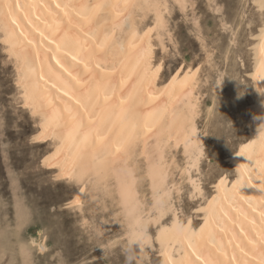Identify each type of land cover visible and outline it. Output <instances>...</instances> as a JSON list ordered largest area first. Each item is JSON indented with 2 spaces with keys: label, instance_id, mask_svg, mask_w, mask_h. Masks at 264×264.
<instances>
[{
  "label": "bare ground",
  "instance_id": "bare-ground-1",
  "mask_svg": "<svg viewBox=\"0 0 264 264\" xmlns=\"http://www.w3.org/2000/svg\"><path fill=\"white\" fill-rule=\"evenodd\" d=\"M255 2L264 14V0ZM168 10L169 0H0V39L14 59L22 106L38 118L31 142H50L52 149L41 165L56 179L78 184L71 206L80 209L88 198H113L127 222L128 239L134 231L148 238L143 252L136 250L140 256L154 247L155 239L161 264H264V133L259 135L264 125V20L250 73L256 89L251 108L258 114L257 132L232 151L234 176L220 174L214 191L198 207L201 221L195 226L191 217L181 219L172 200L173 189H181L170 179L175 151L182 147L186 165L181 171L193 196L204 193L202 182L192 175L204 152L197 122L200 69H182V63L161 82L163 65L154 61L153 33L155 40L163 41ZM151 12L154 22L141 27ZM145 179L151 204L141 189ZM38 244L44 250V244Z\"/></svg>",
  "mask_w": 264,
  "mask_h": 264
},
{
  "label": "rangeland",
  "instance_id": "rangeland-1",
  "mask_svg": "<svg viewBox=\"0 0 264 264\" xmlns=\"http://www.w3.org/2000/svg\"><path fill=\"white\" fill-rule=\"evenodd\" d=\"M188 5L194 6L193 9ZM168 11L165 13L168 28L164 31L163 41L159 40V37L155 40L156 34L153 33V43L156 44L154 61L163 65L161 82L169 79L170 74L182 66V69L192 65L200 69L201 99L197 122L204 152L199 170H192V175L200 179L204 193L199 196L192 194L193 187L187 175L181 171L186 165V155L182 147L175 151L174 173L170 179L181 189L178 192L174 188L172 195L173 203L179 214L181 213V219L191 217L193 223L197 221L195 223L197 226L201 221L198 207L205 201V197L214 191V184L220 174L225 171L230 178L234 176V167L229 160L231 153L243 140L255 135L258 129V114L251 108L256 98V89L250 73L255 61L254 44L264 14L259 10L255 0H187L184 5L169 0ZM153 14L151 12L146 16V20L141 22V27L154 22ZM191 14L197 17L194 19L192 16L195 15ZM3 49L4 45L0 39V60L3 61H0V264H125L124 249L128 242L126 235L128 225L122 213H119L120 206L113 198L106 196L96 202L91 198L86 199L80 207L81 210L69 204L79 186L74 181L56 179L53 171L41 165L42 157L52 149V144L31 142L38 129V118L22 106L14 59L8 57V53ZM159 54H162L161 57ZM244 83L245 85L248 83L247 86H243ZM140 161L143 164L142 160ZM141 185L144 187L141 189L145 194V202L151 204L153 197L148 180H142ZM171 214L172 212L167 218H170ZM154 230L156 231L154 224L150 225L153 235ZM38 242L44 244V250L39 247ZM153 242L154 247L147 249L148 255H137L134 264L136 261L137 264H161L158 243L155 239Z\"/></svg>",
  "mask_w": 264,
  "mask_h": 264
},
{
  "label": "clouds",
  "instance_id": "clouds-1",
  "mask_svg": "<svg viewBox=\"0 0 264 264\" xmlns=\"http://www.w3.org/2000/svg\"><path fill=\"white\" fill-rule=\"evenodd\" d=\"M264 133V125H261L259 129V135ZM147 236L142 235L140 232H133L128 239L127 246L124 249L125 254V264H134V259L139 253H137V248L140 249L141 252L146 247Z\"/></svg>",
  "mask_w": 264,
  "mask_h": 264
}]
</instances>
